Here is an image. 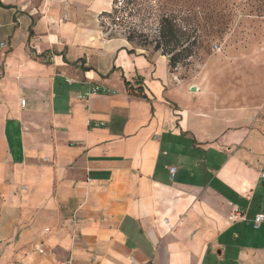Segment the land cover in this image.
<instances>
[{"label": "crops", "instance_id": "obj_1", "mask_svg": "<svg viewBox=\"0 0 264 264\" xmlns=\"http://www.w3.org/2000/svg\"><path fill=\"white\" fill-rule=\"evenodd\" d=\"M112 2L0 0V264H264V117L129 54Z\"/></svg>", "mask_w": 264, "mask_h": 264}, {"label": "rangeland", "instance_id": "obj_2", "mask_svg": "<svg viewBox=\"0 0 264 264\" xmlns=\"http://www.w3.org/2000/svg\"><path fill=\"white\" fill-rule=\"evenodd\" d=\"M126 4L101 20L105 28L124 39L131 34L130 47L152 58L161 54L153 47L159 21L167 17L180 37L174 53L191 51L170 70L174 81L187 91L198 88L191 94L196 101L264 117V0H126ZM36 247L45 254L40 245L34 253L38 254ZM18 253L11 263L18 264Z\"/></svg>", "mask_w": 264, "mask_h": 264}, {"label": "trees", "instance_id": "obj_3", "mask_svg": "<svg viewBox=\"0 0 264 264\" xmlns=\"http://www.w3.org/2000/svg\"><path fill=\"white\" fill-rule=\"evenodd\" d=\"M128 7V4H126V0L120 5L117 6V0H113L112 2V11L113 13L118 12L119 13V7ZM119 9V10H117ZM128 9V8H126ZM110 14H107L106 16H109ZM105 16V17H106ZM125 40L128 42L129 45H132L133 42V36L131 34H128V36L125 37ZM155 45L153 47L154 52H161V56H168V66L169 69H173L179 64L182 60H185L187 57L190 56V49L184 48L179 53H174V51L177 49V46L180 43V37L178 35L177 30L175 29V26L169 21V19L166 17H163L159 21V29L157 32V37L155 39ZM141 46V45H140ZM143 48V46L141 47ZM135 52L134 49L128 51L129 54H133ZM136 84L138 85L139 82L136 81ZM126 90L128 93L134 95L135 97L146 99V97L140 92V88L134 89L130 86L129 83H125Z\"/></svg>", "mask_w": 264, "mask_h": 264}, {"label": "built area", "instance_id": "obj_4", "mask_svg": "<svg viewBox=\"0 0 264 264\" xmlns=\"http://www.w3.org/2000/svg\"><path fill=\"white\" fill-rule=\"evenodd\" d=\"M124 2V0H117V6H120L122 3ZM105 18H103L102 20H104ZM102 24V23H101ZM102 27L107 31V32H112V33H117L116 31L110 30L108 28H105L102 24ZM6 49V45L5 43H0V51H3ZM2 56L4 55V53L1 54ZM2 75V72L0 71V76ZM107 91L105 89H100L98 87H94L92 88L90 91H88L87 93H85L83 95V98H89L92 95H101V94H106ZM21 104H23V101H21ZM170 173L171 175L174 173V169L171 168L170 169ZM229 221L232 222H236V220L239 221H244V218L242 215H240V213L238 211H234L233 215H230V217L228 218ZM264 222V214L263 213H258L254 216V219L252 221L253 223V228L255 230H258L261 226V224ZM36 251L38 252V254L43 255L44 252L42 249H40L39 247H36Z\"/></svg>", "mask_w": 264, "mask_h": 264}, {"label": "water", "instance_id": "obj_5", "mask_svg": "<svg viewBox=\"0 0 264 264\" xmlns=\"http://www.w3.org/2000/svg\"><path fill=\"white\" fill-rule=\"evenodd\" d=\"M191 91H193V92H194V91H195V88L193 87V88L191 89Z\"/></svg>", "mask_w": 264, "mask_h": 264}]
</instances>
